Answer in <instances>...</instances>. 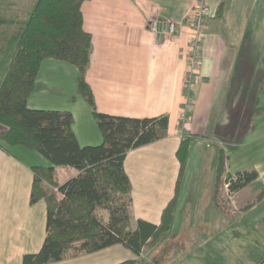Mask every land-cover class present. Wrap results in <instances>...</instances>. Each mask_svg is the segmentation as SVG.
I'll list each match as a JSON object with an SVG mask.
<instances>
[{"label":"crops","instance_id":"crops-1","mask_svg":"<svg viewBox=\"0 0 264 264\" xmlns=\"http://www.w3.org/2000/svg\"><path fill=\"white\" fill-rule=\"evenodd\" d=\"M222 1L207 0L208 29L202 40L201 65L190 85L192 105L184 137L180 129L183 105L188 99L191 31L186 28L181 36L164 40L150 29V23L157 18L180 21L196 0H89L82 6L84 28L92 36L86 80L99 112L138 119L169 117L165 138L133 149L126 156L125 171L132 183L131 227L136 228L140 219L161 223L163 210L175 197L180 178L177 151L183 140L190 139L178 212L164 246L166 249L180 242L185 251L198 247L196 208L200 207L211 216L212 222L207 224H217L212 244L216 255L223 252L215 260L218 264L231 262L225 257V249L229 256L230 251L236 254L251 246L264 249V211L254 214L253 219L254 234H260L259 239L248 236L252 226L244 225L264 189V0L232 3L229 9L233 17L226 25L228 39L222 32L223 22L227 21L216 17ZM78 77L75 66L57 59L45 60L28 105L31 109L71 112L79 144L99 145L103 136L91 107L78 95ZM3 130L0 125V132ZM209 143L216 150L209 151ZM4 148H0V264H23L26 254L41 250L47 235V205L43 200L31 203V194L33 167H49L50 163L40 153L21 146L4 144ZM220 150L225 153L227 175L250 171L259 175L238 192L228 195L224 188L228 212L213 205L214 190L204 198L205 205L200 203L202 186L210 185L205 170L211 162L216 172ZM77 174L74 168L56 167L60 184ZM157 252L155 264H207L198 251L175 259L161 250ZM260 257L256 261L264 264V255ZM130 260L144 264L141 257L117 244L94 253L69 255L50 264H121Z\"/></svg>","mask_w":264,"mask_h":264},{"label":"trees","instance_id":"trees-1","mask_svg":"<svg viewBox=\"0 0 264 264\" xmlns=\"http://www.w3.org/2000/svg\"><path fill=\"white\" fill-rule=\"evenodd\" d=\"M86 1L89 0H38L28 14L0 83V125L4 127L0 132V148L4 144L21 146L40 153L50 163L49 167H33L35 180L31 194V203L43 200L47 205V235L41 250L26 254L23 264H50L69 255L94 253L117 244L140 257L146 248L155 249L170 237L178 212L190 139L183 140L177 151L180 178L175 197L163 210L161 223L140 219L136 228L131 227L132 183L125 171L126 156L133 149L165 138L169 117L138 119L99 112L86 80L92 53V36L84 28L82 12ZM225 8L223 0L217 18L224 17ZM47 59L67 62L78 70V95L91 107L103 136L101 144H79L71 112L29 107L28 100ZM225 160V153L220 150L212 202L221 212L229 210L222 195L225 181H230V192L235 193L259 177L256 171L229 176ZM56 167H71L78 174L60 184L56 180ZM263 197L264 189L256 201ZM100 209L108 212L107 218L99 215ZM152 260L157 262L156 257ZM121 264H137V261Z\"/></svg>","mask_w":264,"mask_h":264},{"label":"rangeland","instance_id":"rangeland-1","mask_svg":"<svg viewBox=\"0 0 264 264\" xmlns=\"http://www.w3.org/2000/svg\"><path fill=\"white\" fill-rule=\"evenodd\" d=\"M37 1L38 0H0V82L2 81V78L6 70L8 69V66L10 64V61L12 59V56L16 48L17 41L27 23L28 14L32 12V10L35 8ZM235 1L236 0H226L227 3H226L225 12H224V19L227 22H223L224 28L222 29V32L226 36L227 39L230 37H229L228 28H227L228 26L226 25L229 23V19L233 17L232 11H230L229 8L232 6V3H235ZM239 1L240 0H237V3ZM250 3L251 1L248 4L249 7H251L252 5ZM213 148L215 147L211 143H209L208 144L209 151L216 150ZM205 173H206V180L210 183V185H205V186H202L201 188L200 195H201L202 201L200 203L203 205L206 204L204 201V198L207 199L209 193L211 194L212 190H214V181H215L214 174L215 173H213V167L211 165V162L208 164L207 169L205 170ZM224 192L222 193L223 200L228 201L227 195ZM256 203H257L256 207L253 208L251 212H248V215L246 216L245 221H244L245 226H249V227L252 226L251 227L252 234L248 235V236H251L252 239L260 238V234L258 233L254 234L255 225L253 224V219H254V214L264 211V197L258 202L256 201ZM196 207H197V203H196ZM196 210L198 211L197 213L198 218H197V226L195 230H197L198 240H200V243L198 242V247L195 249L188 248L185 251L181 249L182 245L180 244V242H174L172 243L173 245L169 244L167 248L165 249L164 242H166V240H164L161 243H159L155 247V249L146 248L144 250V252L140 256L141 259H143L144 264H148V263L155 264L152 259L153 257H156V256L159 258V255H157L158 250H161L162 253H166V254L168 253L169 255L168 257L170 259L171 257L173 259L178 258L181 255L187 256V254H189L190 252L198 251V255L206 259L207 264H218L215 262V260L219 258V256H221L223 252L221 250L220 255H216L217 253L216 247L214 244H212V239L215 238V233H216L215 226L217 224L216 222L207 224L208 222H212L210 214L208 216L207 211L203 212L200 207H199V210L197 208ZM98 213L101 217L107 218L108 216V212L105 211L104 209H100ZM227 220L232 221V219H229V218ZM235 220L238 221L239 218L237 217ZM213 225H214V228H212ZM239 227L240 226H237L236 228H239ZM245 233L247 234V232ZM261 238H262V241L261 240L260 241L263 244L264 243L263 234ZM226 247L233 250L230 244L229 245L227 244ZM246 247H250V246L246 245ZM228 251L229 250L225 249L224 253H227L225 257L228 258L227 260L231 262L229 263L227 261H224V262H220V264H249V262H251L252 264H259V262L256 260L261 258L260 256L264 255V249L259 251V249L254 248L253 246H251V248L248 250H242V249L237 250L236 254L233 253L234 251H230V256L228 255ZM166 254H164L163 262L165 261Z\"/></svg>","mask_w":264,"mask_h":264},{"label":"built area","instance_id":"built-area-1","mask_svg":"<svg viewBox=\"0 0 264 264\" xmlns=\"http://www.w3.org/2000/svg\"><path fill=\"white\" fill-rule=\"evenodd\" d=\"M207 0H196L187 16L180 20L155 19L150 23V29L164 40H171L181 36L186 28H190L191 36L189 41V72L187 75V102L183 105L181 114V137L188 129L190 122V110L192 95L190 85L195 80L198 69L201 65L202 40L208 29L207 25ZM225 191L230 194V181H225Z\"/></svg>","mask_w":264,"mask_h":264}]
</instances>
